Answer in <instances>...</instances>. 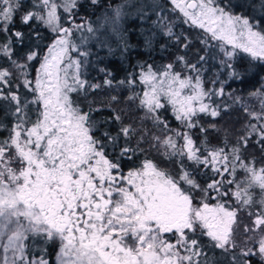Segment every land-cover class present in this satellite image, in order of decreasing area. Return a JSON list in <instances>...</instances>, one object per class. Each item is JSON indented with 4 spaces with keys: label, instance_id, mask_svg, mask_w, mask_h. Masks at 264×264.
<instances>
[{
    "label": "snow or ice",
    "instance_id": "snow-or-ice-1",
    "mask_svg": "<svg viewBox=\"0 0 264 264\" xmlns=\"http://www.w3.org/2000/svg\"><path fill=\"white\" fill-rule=\"evenodd\" d=\"M91 2L95 4L97 0ZM171 4L183 14L184 23L205 33L202 43L220 42V50L229 59L238 50L264 62V32L255 30L246 16L229 11L218 0H171ZM76 6L77 0H33V7L40 11H25L20 17L24 24L42 22L54 37L35 79L22 73L23 87L32 93L30 101L21 105L17 93L4 94L0 88V99L15 104L16 117L8 135L0 138V241L6 239L4 251L11 250L14 256L18 253L22 264H27L24 241L31 235L46 242L59 241L56 264H200L194 259L204 255L198 234L209 237L215 242L214 247L227 250L237 216V210L228 206L232 201L248 208L259 204L257 213L249 212L255 218L252 227L245 231L264 233V167L245 162L239 146H232L229 151L227 145L215 149L205 146L202 151L188 132L170 129L160 118L159 110L170 105L181 126L192 129L197 126L194 117L199 113L212 117L219 114L204 102L210 94L199 76L193 83L192 77H182L174 71L172 64L162 71L149 66L139 77L144 85L142 95L129 97L134 102L138 100L137 107L144 112L142 120H153L173 132L163 139L153 136L152 140L157 151L179 164L175 174L153 160L136 163L134 157L143 151L145 137L132 124H125L120 113L114 112L111 117L118 125L113 134L108 120L93 118L92 112L99 109L84 111L75 102L73 93L84 90L86 82L80 77L82 61L70 53L81 57L89 53L71 37L74 30H81L84 25L71 19L69 26L62 25L58 9L71 17ZM21 7L20 0H0V32L9 31L8 25L14 22ZM121 16L122 9L118 7L112 18L114 31H118L115 25ZM86 30L94 32L91 26ZM167 34L172 35L170 27ZM13 35L23 38L20 31ZM0 55L17 68L26 67L12 60L8 45L0 47ZM37 55L30 52L27 60L32 61ZM192 68L195 70V65ZM11 75L7 69L0 70V84L8 86ZM251 96L258 100L260 111L248 115L264 120V89ZM112 99L115 101L116 97ZM28 103L36 106L34 119L25 111ZM250 128L248 136L241 137L244 146L256 134L257 143L264 144V123ZM178 140L183 143L178 144ZM185 160L192 163L194 170H189ZM125 161H132L133 165L126 171ZM202 169L212 173L203 185L196 179ZM238 169L245 173L243 180L236 179ZM256 189L258 201L254 199ZM213 200L215 204L210 203ZM258 243L264 259V235ZM243 255L255 253L249 249ZM38 264L48 261L41 257Z\"/></svg>",
    "mask_w": 264,
    "mask_h": 264
},
{
    "label": "trees",
    "instance_id": "trees-1",
    "mask_svg": "<svg viewBox=\"0 0 264 264\" xmlns=\"http://www.w3.org/2000/svg\"><path fill=\"white\" fill-rule=\"evenodd\" d=\"M57 2L59 3L60 0ZM135 2H141L139 13L125 16L123 20L118 21V24L121 23L117 31L121 41H115L109 48L106 47L110 53L106 49L102 50L101 47L105 43L102 44L101 39L92 37V34L101 31L99 20L105 14L110 15L113 9L133 5ZM20 3L21 10L14 16V22L8 25L9 31L0 32V47L8 45L12 60L26 67L17 68L7 57L0 55V70L7 69L12 73L9 85L0 84V88L3 89L4 94L17 93L23 105L32 99V93L23 87L22 73L26 72L29 79H35L42 57L47 54V48L53 41L54 33L38 20H33L29 24L22 23L20 17L23 12L40 10L33 7V0H20ZM218 3L235 14L246 16L256 30L264 32V0H218ZM72 11L73 15L70 17L62 8L58 9L60 23L69 26L68 21L71 19L76 24L84 25L83 29L74 30L71 39L79 47L81 43L88 42L93 50L90 58H78L82 61L80 77L86 83L84 90L73 93V99L84 111H88L89 108L99 109L92 112L93 118L97 121L108 120L109 130L113 134L118 125L111 121V117L116 112L121 114L125 124H132L140 134L144 135L143 151L134 157L137 164L142 159H149L173 174L179 171V164L175 160L166 159L156 147H153V136L163 139L165 134L173 135V132L165 130L163 125L154 124L153 120H142L144 112L137 107L138 100L135 102L129 100V97L135 93L142 95L144 85L140 83L139 77L143 71L149 66L154 71H159L172 64L173 70L181 73L182 77L190 76L195 83L196 77L199 76L201 84L207 87V92L213 90L212 86L216 84V87L223 89L225 96L207 99L206 101L212 103L210 110L217 109L219 114L212 117L210 114L199 113L194 117L197 126L192 129L183 128L175 119L171 106L166 105L164 109L159 110V114L160 118L167 122L168 127L188 132L202 151L205 146L208 149H215L227 145L226 151L232 146H239L240 156L245 162H254L256 168L264 167V144L257 143L258 134L251 136L247 146H244L241 140V137L248 136L251 132L250 125L259 127L260 123H264V120L258 121L248 115V112L260 111L258 100L251 94L264 89V62L253 60L242 53H237L229 59L220 50L218 41L209 40L207 45L202 43L201 37L205 33L191 26L190 23H184L183 14L178 9L174 10L171 0H97L95 4L91 0H77V6ZM88 26L94 29L93 33L87 32ZM169 27L172 30L171 36L167 34ZM16 31L23 33L22 39L13 35ZM81 33L82 35L89 33L87 42L81 39ZM185 44L187 47L184 46ZM30 52H36L37 58L28 61L27 55ZM178 57L184 59L181 61ZM229 63L232 68L227 67ZM192 65H195V70ZM221 74L223 77L228 76L227 84L217 80L218 75ZM133 79L135 83L129 85L127 81ZM109 80L111 84L105 83ZM121 81L124 83L122 84ZM93 85L99 87L93 88L91 87ZM112 97H116V100L114 101ZM35 107L28 103L25 109L33 119ZM14 108L15 104L0 99V126H2L0 138L8 135V129L16 120L13 115ZM201 128L205 131H201ZM135 143L136 140L133 139V146ZM177 143L182 144L183 141L178 140ZM184 163L189 170H194L190 161L185 160ZM131 166H133L132 161H125L123 164L125 171ZM211 176V172L202 169L196 179L203 185ZM244 177L243 170L238 169L236 179L243 180ZM254 191V199L258 201L259 190ZM212 202L216 203L214 200ZM228 206L237 210V216L236 223L232 225V236L227 251L220 250L222 264H245V261L248 264H264V259L258 251V241L264 233L245 231L246 227L249 229L252 227V220L255 218L254 215L250 216L249 212L257 213L260 210L259 204L254 203L248 208L232 201ZM232 244L235 247H232ZM26 247V257L30 261L41 256L48 261V264H55L57 245L52 246V243L46 242L42 237L35 239L30 237ZM249 249L255 255L244 256L243 252Z\"/></svg>",
    "mask_w": 264,
    "mask_h": 264
},
{
    "label": "rangeland",
    "instance_id": "rangeland-1",
    "mask_svg": "<svg viewBox=\"0 0 264 264\" xmlns=\"http://www.w3.org/2000/svg\"><path fill=\"white\" fill-rule=\"evenodd\" d=\"M141 2H135L133 5H127V6H124L122 7V16H121V19L120 20H123L125 18V16H129V15H135V14H138L139 11L141 10ZM114 9L113 11L111 12L110 15L108 14H105L104 16H102V18L99 20V26H100V29L101 31L99 33H94L92 34V37L94 36L95 38L97 39H101L100 41H102V44L103 42L105 43L103 45V47H101V49H106L109 53H110V50H108L106 47L111 45V44H114L115 41H121L120 40V36H118V32L117 31H114V25H113V16H114ZM119 23V22H118ZM116 24L115 27L117 29H119L120 24ZM255 29V28H254ZM256 30V29H255ZM85 31V30H84ZM82 35V33H81ZM89 36V33H84L82 36H81V39L82 40H85V38H88ZM122 43V42H121ZM81 50H84V51H87L89 53V55L85 58H90V53L93 52V50L91 49V46L87 43H81ZM220 44V42H219ZM225 48L227 50H231L230 46H225ZM237 53H242V52H239L237 50ZM242 54H245V53H242ZM70 55L74 58V59H78L80 58L81 56H79L76 52H72L70 53ZM228 58V57H226ZM164 69V68H163ZM163 69L159 70V71H162ZM227 75V74H226ZM225 76V75H224ZM228 76L227 77H223V75L221 74L220 76L218 75L217 77V80L220 81V83H224V84H227V81H228ZM137 86V85H136ZM203 86V85H202ZM213 90H209L208 93L210 94L209 97H206L204 102L209 104V107L211 108V104L209 101H206L207 99H210L211 97H215L216 98H222L223 96H225V94H220V89L221 87H216V84L212 86ZM204 90L206 91L207 90V87L206 86H203ZM185 91H188V90H185ZM207 92V91H206ZM232 96V95H231ZM30 237H33V239L39 237V236H29V238L27 240L24 241V245H25V248H24V257H25V261L27 262V264H31V262L35 261L39 262V260L41 259V256L39 257H35L33 258L31 261L29 258L26 257V250H27V247H26V244L27 242L29 241ZM6 243V239L3 240V241H0V264H13V261L15 260V264H22V262L20 261L19 259V254L17 253L15 256L13 255V252L11 250H9L8 252H5L4 251V248H3V244ZM59 251V250H58ZM58 253V252H57ZM5 257H7V261L5 260ZM55 264H56V259H55Z\"/></svg>",
    "mask_w": 264,
    "mask_h": 264
},
{
    "label": "flooded vegetation",
    "instance_id": "flooded-vegetation-1",
    "mask_svg": "<svg viewBox=\"0 0 264 264\" xmlns=\"http://www.w3.org/2000/svg\"><path fill=\"white\" fill-rule=\"evenodd\" d=\"M210 203L214 204L212 201H210ZM198 239L200 241V247L204 255L200 257H195L194 259L199 260L200 264H205L206 261L208 262V264H222V261L220 260V250L224 252H226L227 250L214 247L215 242L211 241V239L206 235L198 234ZM50 243H52V246L54 247H56L57 245L56 253H55V259H56V255L59 250V241H52ZM227 248L228 246H226V249Z\"/></svg>",
    "mask_w": 264,
    "mask_h": 264
}]
</instances>
